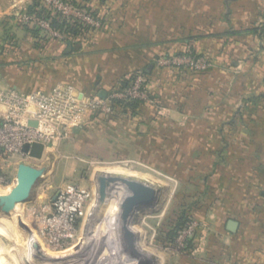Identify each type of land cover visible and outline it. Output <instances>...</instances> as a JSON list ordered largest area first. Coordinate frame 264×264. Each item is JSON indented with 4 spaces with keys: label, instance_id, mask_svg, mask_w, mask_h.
<instances>
[{
    "label": "rangeland",
    "instance_id": "374dc122",
    "mask_svg": "<svg viewBox=\"0 0 264 264\" xmlns=\"http://www.w3.org/2000/svg\"><path fill=\"white\" fill-rule=\"evenodd\" d=\"M106 2L95 17L73 0H0V70L34 84L0 90L78 96L46 124L41 159H0V194L19 164L46 168L0 212V264H264V0ZM139 181L162 194L126 224Z\"/></svg>",
    "mask_w": 264,
    "mask_h": 264
},
{
    "label": "built area",
    "instance_id": "2783aa9c",
    "mask_svg": "<svg viewBox=\"0 0 264 264\" xmlns=\"http://www.w3.org/2000/svg\"><path fill=\"white\" fill-rule=\"evenodd\" d=\"M76 98L78 96L74 97L71 90L60 87L52 92L22 93L13 88L0 90V106L5 108L0 112V159L13 153L29 155L23 151V146L27 143L40 142L46 149V124H49L52 117L63 118L67 114L66 107L71 106ZM17 105L19 107L16 111ZM69 108L76 109L75 106ZM68 112L73 111L69 109ZM3 180L4 176L0 173V184Z\"/></svg>",
    "mask_w": 264,
    "mask_h": 264
},
{
    "label": "water",
    "instance_id": "95a60500",
    "mask_svg": "<svg viewBox=\"0 0 264 264\" xmlns=\"http://www.w3.org/2000/svg\"><path fill=\"white\" fill-rule=\"evenodd\" d=\"M31 124L35 125L36 122H31ZM23 151L32 158L41 159L45 152V146L40 142L27 143L23 146ZM45 173L46 168L35 167L25 163L19 164L15 186L8 193L0 194V212L5 215L15 214L19 205L30 200L34 188ZM136 184V195L134 197L138 198V201L136 203L134 201L131 202L127 208L125 212L126 224L133 221V219L135 220L140 214L154 210L162 194L160 188H148L140 181ZM107 185L108 182L105 181L104 186L106 187ZM238 226L239 222L234 219H229L226 224L227 230L231 232H236ZM127 228L129 229V227ZM134 255L136 258L144 259L138 253H134Z\"/></svg>",
    "mask_w": 264,
    "mask_h": 264
},
{
    "label": "trees",
    "instance_id": "16d2710c",
    "mask_svg": "<svg viewBox=\"0 0 264 264\" xmlns=\"http://www.w3.org/2000/svg\"><path fill=\"white\" fill-rule=\"evenodd\" d=\"M73 2L79 9L87 10L88 12L93 14L95 17L96 16L99 17L97 10L92 7L89 0H73ZM31 12L40 14L39 12H37L32 7H31ZM46 12H47V14H45ZM45 13L42 12V15L44 14L43 17H45L46 19H49L54 26H56L60 29L66 28L67 31L70 30L74 34H79L80 32L81 33L82 32L89 33L92 30H94V26H92V25H90L84 21H81L80 19L74 18L72 16L69 17V19H67V18L62 17L60 15V13H57V12H54V14H52V12H50L49 10H45ZM192 50H193V53L195 54L196 52L194 51V49H192Z\"/></svg>",
    "mask_w": 264,
    "mask_h": 264
},
{
    "label": "crops",
    "instance_id": "0c3cea01",
    "mask_svg": "<svg viewBox=\"0 0 264 264\" xmlns=\"http://www.w3.org/2000/svg\"><path fill=\"white\" fill-rule=\"evenodd\" d=\"M90 4L92 5V7L94 9H104L106 7H108V3L106 2V0H89ZM97 5H99L100 7H98ZM107 10V9H106ZM4 15L3 14V9L0 8V17ZM14 73L13 72H6L4 70H0V88L3 87V85H13L14 83L17 84V86L21 89V90H25V91H29L32 90L34 88V84H30V83H23L22 81H18L17 78H22L23 76L21 74H16V79L14 77ZM26 78V77H25ZM27 79V78H26ZM264 195L261 194V197H263Z\"/></svg>",
    "mask_w": 264,
    "mask_h": 264
},
{
    "label": "bare ground",
    "instance_id": "6f19581e",
    "mask_svg": "<svg viewBox=\"0 0 264 264\" xmlns=\"http://www.w3.org/2000/svg\"><path fill=\"white\" fill-rule=\"evenodd\" d=\"M134 253H135V252H133V253H131V254L129 255V262H130L131 264H133V263L135 264V263H136V262L133 261V259L136 258L135 255H134ZM62 264H63V263H62Z\"/></svg>",
    "mask_w": 264,
    "mask_h": 264
}]
</instances>
